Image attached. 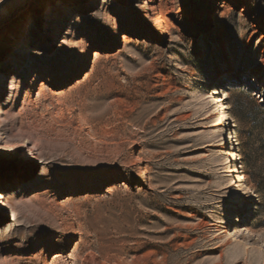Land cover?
Instances as JSON below:
<instances>
[{
    "label": "rangeland",
    "instance_id": "rangeland-1",
    "mask_svg": "<svg viewBox=\"0 0 264 264\" xmlns=\"http://www.w3.org/2000/svg\"><path fill=\"white\" fill-rule=\"evenodd\" d=\"M264 0H0V264H264Z\"/></svg>",
    "mask_w": 264,
    "mask_h": 264
},
{
    "label": "bare ground",
    "instance_id": "bare-ground-1",
    "mask_svg": "<svg viewBox=\"0 0 264 264\" xmlns=\"http://www.w3.org/2000/svg\"><path fill=\"white\" fill-rule=\"evenodd\" d=\"M261 88H263V87H261ZM264 89V88H263Z\"/></svg>",
    "mask_w": 264,
    "mask_h": 264
}]
</instances>
